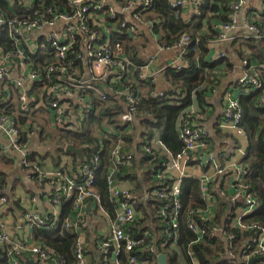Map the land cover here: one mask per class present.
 Returning <instances> with one entry per match:
<instances>
[{
	"label": "built area",
	"instance_id": "obj_1",
	"mask_svg": "<svg viewBox=\"0 0 264 264\" xmlns=\"http://www.w3.org/2000/svg\"><path fill=\"white\" fill-rule=\"evenodd\" d=\"M8 1L12 5L24 6V0ZM165 2L170 8L179 11L185 24L202 16L201 6L204 0ZM248 2L249 0H237L232 3L228 20L210 25L211 30L217 33V38L209 42L210 47L231 42L236 37V32L243 39H261L262 32L256 23L264 19V4L249 5ZM36 6V1L28 8L25 6L24 14L21 15L6 14L0 10V31L7 30L15 47L10 52H4L0 47V82L8 79L12 69L18 66L16 68L26 73L23 79L29 83H39L43 87L42 98L34 103L31 102L23 81L15 82L14 85L20 89L18 101L21 113L27 116L24 128L22 127L25 131L20 129L16 118L0 112V133L11 138V144L20 156L21 166L28 169L41 185L46 209L43 213L34 209L22 213L21 224L29 231L23 234V238H18L14 230L0 218V251L6 253L8 264H60L54 250L35 242L30 230L38 228L46 232L53 231L62 206L68 202L72 204V209L63 219L62 227L71 229L76 234L74 256L77 264H88L87 252L93 249L98 255V264H123L121 253L126 255L125 264H146L145 261L140 262L142 252H149L155 257L162 254L159 249L163 247H157L154 240H147L146 226H137L143 215L142 210H137V207H142L149 214L152 208L157 209L158 222L169 224L162 232L165 236L163 245L170 250H177L176 219L180 210L182 181L185 177H194L189 170L195 165H189V161L200 157L202 163L201 158L205 154L210 156L212 150L208 132L201 125L205 119L201 108L195 110L191 105L186 115L179 118L178 138L182 148L177 154L171 155L157 139L142 147L154 157L166 159L162 172L154 178L160 180L163 179L162 176L167 177L164 178L168 180L165 187L149 186L138 192L116 181L115 172L128 165L133 156V153L124 155L120 152L125 145L122 135L128 131V127L108 128L104 133L98 132L102 135L100 140H113L111 164L106 176L111 211L102 204L94 187L92 165L98 162V158L94 157L88 163L79 165L81 178L74 172L68 174L67 165L72 162L68 161L70 156L65 153L69 145L65 143L62 145L63 154L59 166L47 168L38 165L30 145L36 137V130L30 127L27 119L35 109L50 110L53 113V127L61 133L76 132L81 130L87 118L95 112V103L112 99L125 109L117 118L120 125H131L135 119L141 82H150L155 86L154 95L163 97L166 90L163 81V85H159V78L162 80L166 68L178 72L188 66L186 54L190 45L189 37L181 35L170 46L159 43L158 38L152 34L153 28L160 22L152 14L153 0H63L48 7ZM190 7L192 12L188 13ZM204 24L202 20L203 31L206 29ZM36 31L44 32L42 43L38 41V37L33 36ZM126 39L132 41L130 46H133L134 53L136 46L147 44L149 51L143 63L138 56L132 57L128 50L126 52ZM153 41L154 47L151 43ZM163 51H174L176 54L170 63L162 68H155ZM246 55L247 58L241 60L242 73L235 82V90L239 92L240 89L249 94L261 87L259 73L264 70V62L255 63L249 57V52ZM31 57L44 62L43 72L32 63ZM223 58L225 54L219 53L212 60ZM222 100L219 130L234 137L246 138L245 132L238 127L242 112L237 99L230 92L224 91ZM263 104L264 92L257 107L260 108ZM25 125H28L26 129ZM102 148L103 144L100 143L98 149ZM237 151L243 156L241 149ZM195 154H198L197 158L194 157ZM209 168L200 178H196L207 206L195 211L194 215L212 222L216 212L213 209L211 186L216 179L214 177L223 169L216 163H212ZM224 169L233 171V178H230L233 190L231 193L218 191V195L224 197L231 206L240 203L242 209L238 213L226 214L219 223L213 224L210 234L219 236L223 242V252L219 257L226 258L227 264H249L252 260V264H264V229L241 221L257 207L251 187L243 178L246 169L242 165L235 170L231 165L230 168L224 166ZM161 200H164L162 205ZM154 202L158 204L155 206ZM6 203L7 197L0 188V212ZM88 204L91 205L89 212L86 210ZM187 227L195 236V243L203 242L204 236L209 235L191 217ZM235 231L240 233L241 240L235 235ZM189 256L191 264H199L192 253ZM166 261L167 259L165 263Z\"/></svg>",
	"mask_w": 264,
	"mask_h": 264
},
{
	"label": "trees",
	"instance_id": "obj_2",
	"mask_svg": "<svg viewBox=\"0 0 264 264\" xmlns=\"http://www.w3.org/2000/svg\"><path fill=\"white\" fill-rule=\"evenodd\" d=\"M236 1L204 0V4L201 6L202 16L196 17L190 24H185L180 18L179 11L170 8L165 0H153L152 14L160 22L153 28L152 34L158 38L159 43L163 46H170L179 36L187 35L190 39L188 53L186 54L188 66L178 72L170 68L164 70L162 81L164 82V89L166 91L163 97L154 95L155 86L150 82H141L135 119L131 125H120L117 118L119 114L125 112V109L115 100L110 99L104 103L94 104L95 112L87 118L81 130L76 132L69 131L64 133V135L60 134V142L63 141L76 149L83 150L82 159L72 156L71 168L75 175H78V178H81L79 165L88 163L94 157L98 158V162L92 165L95 174L94 187L101 197L102 204L109 211L112 208L108 202L109 191L106 184V176L111 164L110 154L113 140H100L102 135H99L98 132L104 133L108 128L125 129L126 126L128 127V131L122 135L125 145L120 152L124 155L133 153V156L128 165L119 168L115 172L114 178L116 181L128 180L137 183L139 179L136 178L137 167H140L143 179L147 182L149 181L147 185L151 187L167 186L168 180L164 179L167 178L165 176H162L163 179L153 180L162 172L161 170L164 168L163 164L166 159L159 156L154 157L151 153L142 149V147L150 145L154 139H157L171 155H175L181 150L182 143L178 138L177 127L179 118L182 115L183 117L186 115V111L193 101L197 102L202 108L205 102V95L209 89L219 85L222 76H224L219 67L221 61H225L227 66L230 65L226 58L212 60L213 57L210 55L207 45L211 40L217 38V33L211 30L210 25L226 22L230 13L229 8ZM257 1L264 4V0ZM61 2L63 0H37L36 7H48ZM2 9H7V3L0 0V10ZM202 20L205 22L203 26L206 27L204 31L201 29ZM256 24L262 32L261 39H243L240 35H236L232 42L224 44L227 47H234L236 45L241 47L240 51H235L240 61L247 58L246 53L248 51L251 54L249 57L253 61L258 64L264 62V19ZM131 43V40L126 39L125 50L126 52L127 50L129 51L130 56L137 57L136 52L132 51L133 46H130ZM0 47H2L4 52L15 50L6 29L0 31ZM33 58L37 60L36 57ZM33 58L31 57L32 63L37 65L42 71L44 62L42 60L35 61ZM139 60L142 62L140 57ZM214 71L217 73L215 74ZM259 81L261 83L260 89L249 94H245L239 89L236 99L242 112V119L238 127L245 132L247 139V148L240 161L241 165L246 169L243 178L250 185L251 191L257 201L256 210L250 215L244 216L241 221L248 224H256L264 229V104L260 108L257 107L264 92V70L259 73ZM28 94L34 96L32 90ZM0 112L18 119L21 124H24L26 121V118L21 116L22 113L19 105L15 107L1 106ZM235 141L237 142V140ZM100 143L103 144L102 150L98 149ZM211 146L213 148V144ZM220 155L221 150L218 152L217 158ZM197 156L198 154L194 155L195 158ZM210 163H208V166ZM213 163L218 164L223 169L217 176L223 175L226 177L231 174L230 170L224 169V165L220 162L214 161ZM197 164H200V157L189 161V165ZM216 180L218 178L213 183ZM2 182L1 180L0 188L3 187ZM150 183L152 184L150 185ZM133 191H137L136 188ZM163 203L164 200H161L160 205ZM179 203L180 210L176 219L178 223L177 250H170L163 245L165 236L162 232L169 224L167 222H158L156 216V213H158L157 209L152 208L149 214L142 207L136 208L143 212L137 226H146L145 229L148 233L147 240H154L157 247L159 245L163 247L159 251L167 259L165 264H191L189 253H192L198 259L199 264H227L226 258L219 257L223 252L222 240L219 236L210 234L213 224L219 223L222 216L226 213L222 212V215H215L212 222L194 215L195 211L203 210L207 206V202L201 194L199 180L195 177H185L182 181ZM157 204L158 202H154L155 206ZM219 207L224 211L226 209L224 204H221ZM236 208L242 209V205L240 203L234 204V209L231 211L234 213ZM71 209L72 204L70 202L62 206L59 220L54 224L53 231L46 232L38 228L32 229L33 240L54 250L60 264H77L74 256L76 234L71 229H64L62 227L63 219L69 215ZM190 217L198 226L208 231L209 235L204 236L203 242L195 243V236L187 227ZM235 235L241 240L239 232L235 231ZM87 253L89 255L88 264H98L99 258L94 256L93 251H88ZM121 257V262L125 264L126 255L121 253ZM142 261H145L146 264H158L157 257L146 251L140 255V262ZM0 264H8L6 253L3 254L1 251Z\"/></svg>",
	"mask_w": 264,
	"mask_h": 264
},
{
	"label": "crops",
	"instance_id": "obj_3",
	"mask_svg": "<svg viewBox=\"0 0 264 264\" xmlns=\"http://www.w3.org/2000/svg\"><path fill=\"white\" fill-rule=\"evenodd\" d=\"M1 1L7 3V9H2L6 14L12 13L20 15L24 13L25 6L28 8L31 3L37 0H24V6L12 5L8 0ZM257 3L260 2L257 0H249L248 2L249 5H256ZM191 12L192 8L190 7L188 9V13ZM236 35H239L238 32H236ZM33 36L35 38L38 37V41L42 43L44 39V32L36 31ZM151 43L152 47H154L155 42L153 41ZM224 46L225 45L222 44L217 45L213 48L212 46L210 47L208 43L207 49L211 52L210 55L216 57L219 53H224L225 58L228 60L230 65L227 66L225 64V61H221L220 67L222 75L224 76H222L219 85L214 86L212 89H209V91L205 95V102L202 108L195 101L192 104V107L195 110H199V108H201L203 113L205 114V119L201 125L208 132V139L213 144V148H211L212 150L210 154L211 158L206 162L201 161L202 163L195 165L189 170L190 172H193V176L195 178H200L203 173L210 170L209 166L214 161H218V163L220 162L222 165L229 168L231 165L233 170L237 169L239 166H241L240 161L242 158V154L237 153V150L241 149L244 154V151L247 148L246 138H239L237 136L234 137L231 134L219 130L218 127L223 110L222 93L224 91H228L233 95V97L236 98L238 90H235V82L238 78H240L242 73L240 58L236 54L237 52L235 53V51H240L241 47L237 45L234 47ZM175 54L176 52L174 51H163L155 64V68H162L166 64L170 63V60L175 56ZM16 67L12 69L11 75L8 79L0 82V107H15L19 105L18 93L20 89L14 85L15 82L19 80L23 81L22 84L28 89V92H30L31 90L32 92H34V96L28 94L31 102L35 103L39 101L43 96V87L39 83L35 84L27 82L25 79H23L26 73L22 72V70ZM161 81L162 80L159 78L158 83L160 86L163 85ZM21 116L27 118V116H24L22 114ZM27 120L30 123V127L36 130V133L34 134L36 137L32 140L33 142L31 141L30 143L31 148L35 152L34 160L40 166L42 165L47 168H56L60 164V158L62 159V145H64L65 142H60L59 138L60 134L64 135V133H61L59 130L53 127V113L50 110L46 111L43 109H35L31 111L30 117H28ZM18 126L21 130H23V124L19 123ZM27 127L28 125H25V129ZM235 140H237V142ZM220 150L221 155L219 156V158H217L218 152ZM69 156L70 157H68V161L72 162L73 157L71 155ZM19 159V154L15 151L11 144V138L0 133V181L2 180L4 182H2V189L5 196L7 197L6 206L5 208H3V211L0 212V218L4 220L11 229L14 230V233L18 238H23V234L27 232L28 229L23 227V225L20 223V216H22V213L25 210L29 209H34L39 213H43L46 209V199L43 195L41 185H39V183L32 177L28 169L21 166ZM208 163H210L209 166ZM67 166L68 172L72 174L73 171L71 165L68 164ZM139 168L137 167L136 178H139L137 183L130 182L128 180L120 181V183L124 187H127L129 189L136 188L138 192L144 191L149 186L147 185L149 181L147 182L143 179V173ZM229 172L231 174L226 177H224L223 175L217 176L216 178H218V180L212 183L211 186L213 209H216V215H222V212L228 214L232 212L231 210L234 209V206L226 203L224 197L218 195V191L231 193L233 190L232 182L230 181V178H233V171L230 170ZM151 184L152 183H150V185ZM137 185L139 186L138 188ZM221 204H224L226 206L225 211L220 209L219 206ZM240 211V208H236L234 213H238ZM30 233H32V230H30ZM92 251L94 256L98 257L95 250L93 249Z\"/></svg>",
	"mask_w": 264,
	"mask_h": 264
},
{
	"label": "water",
	"instance_id": "obj_4",
	"mask_svg": "<svg viewBox=\"0 0 264 264\" xmlns=\"http://www.w3.org/2000/svg\"><path fill=\"white\" fill-rule=\"evenodd\" d=\"M65 153L67 155L75 156L77 159H82L83 158V150L82 149H76L73 146L69 145L66 147ZM210 159L209 155H205L201 158L202 162H206L207 160ZM91 209V205L88 204L86 207V210L89 212ZM165 255L164 254H159L157 257L158 264H165ZM254 260H252L249 264H252Z\"/></svg>",
	"mask_w": 264,
	"mask_h": 264
},
{
	"label": "rangeland",
	"instance_id": "obj_5",
	"mask_svg": "<svg viewBox=\"0 0 264 264\" xmlns=\"http://www.w3.org/2000/svg\"><path fill=\"white\" fill-rule=\"evenodd\" d=\"M149 50L147 49V44H143V45H138L136 46L135 48V52H136V55L138 57H140V59L142 60V62H144L146 56H147V52Z\"/></svg>",
	"mask_w": 264,
	"mask_h": 264
}]
</instances>
